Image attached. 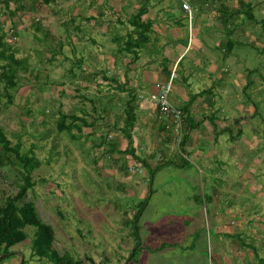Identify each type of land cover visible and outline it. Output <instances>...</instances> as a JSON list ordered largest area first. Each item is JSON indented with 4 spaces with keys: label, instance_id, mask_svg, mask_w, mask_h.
<instances>
[{
    "label": "rangeland",
    "instance_id": "1",
    "mask_svg": "<svg viewBox=\"0 0 264 264\" xmlns=\"http://www.w3.org/2000/svg\"><path fill=\"white\" fill-rule=\"evenodd\" d=\"M141 1L123 0L130 6L121 10V0H38L35 5L24 0L10 3L8 9L0 0V35L6 45L0 46L4 52L0 54V72L7 65L10 51L17 58H26L28 64V72L17 78L10 104L0 78V127L12 144L20 142L22 152L33 150L40 160L32 173L35 183L27 190L26 199L34 203L38 216L53 226L54 246L59 253H68L81 264H259V259L264 258V231L254 230V223L264 224V137L259 136L264 130L262 22L242 33V44L232 53L235 59L231 64H238L237 70L248 79L246 89L241 91L240 85L225 80L227 73H214L216 82L220 75L223 77L222 86L214 91L219 94L222 88V99L217 96L216 100L226 110L225 117L217 116L226 120L217 125L219 142L211 146L215 153L191 163L183 157L184 136L176 135L168 122L157 121L156 131L152 128L149 136L140 135L133 128L136 146L132 156L109 146L113 141L122 147H126L125 141L128 143L120 132L124 121H111L114 112L110 110L117 109L111 104L117 103L111 90L97 85L94 92L81 86L89 81L85 80L87 74L94 77L90 70L104 66L103 54L115 56L117 63H122L124 56L131 59L135 54L118 51L122 41L112 38L102 53L99 45L84 42L81 37L86 34L96 39L95 32H90L94 23L89 21L91 14H97L99 23L100 11L105 12L104 19L119 17L127 23V17L138 10ZM157 1L162 0L149 3L151 16L161 11L153 7ZM165 1L174 7L180 4L179 0ZM251 1L255 4L261 0ZM259 6H254L253 11L257 17H264V2ZM239 9L244 18L243 6L239 5ZM244 22L241 27L249 26L247 19ZM206 27L204 34L214 32L217 36L222 32L221 28L216 29V22L209 29ZM185 30H178V35H184ZM112 32L110 28L109 33ZM122 33L123 29H117L114 36ZM157 35L153 33L141 48V59L163 53L165 45L166 49L172 48L171 37H161L159 43ZM101 36L98 34L99 43L105 41ZM201 56L200 49H193L179 66H190L196 71V67H201L194 60ZM137 62L142 64L140 57ZM220 63L218 59L217 66ZM86 91L87 97L83 94ZM153 93L157 94L158 89L148 97ZM246 102L257 107L253 117L249 107L244 108ZM118 111L115 116L123 118L122 107ZM63 113L84 117L91 126L78 121L79 127L70 132L59 130L56 118ZM232 115L239 119L248 116L244 120L259 133L260 147L249 150L239 138L243 152L233 157L239 146L227 138L232 136L236 141L242 134L245 137L248 126L238 125V118L232 121ZM224 125L226 130L220 132ZM241 128L244 132H239ZM213 136L207 137L208 145L214 144ZM260 157L263 161L257 165L258 170L251 172L255 158ZM19 168L16 164L0 167V204L16 193ZM258 184L262 187L261 196L255 190ZM223 225L231 231H223ZM25 232L27 238L13 245V254L0 264H52L34 253L33 228L27 226Z\"/></svg>",
    "mask_w": 264,
    "mask_h": 264
},
{
    "label": "crops",
    "instance_id": "2",
    "mask_svg": "<svg viewBox=\"0 0 264 264\" xmlns=\"http://www.w3.org/2000/svg\"><path fill=\"white\" fill-rule=\"evenodd\" d=\"M122 1L123 0H121L120 3L123 5V7H120L121 10L127 6H130L128 3H122ZM151 1L152 0H150L149 3ZM187 1L189 2L192 9L190 16L187 12L181 9V3L178 5V7H174V4L167 3L168 1H157L153 7L158 8L161 11L158 12V14H154L153 16L149 15V9L152 6L151 4L148 5V11L142 16V20L145 21L149 19L152 21L153 24L151 36L153 33L159 34L157 35L158 37L160 36V39H158L159 43L161 42V37H171V42H174L172 48L166 49L168 45H165L163 46V53L156 54L154 57L149 56V58L144 57L141 59L142 55L139 53L142 52V49H138V56L135 59H130L129 57L125 58L126 56H124L122 58V63H117L115 56L108 54L106 55L105 52L108 48V40L109 38L113 37V33H115L117 29H123L122 35H126L132 29L128 20L127 23H125L124 19L123 23H119L115 21V18L104 19V17H101V21L99 23L97 21V14H91L89 21L94 23H92L90 32H95L96 39L87 37L86 34H84V36L81 38L84 40V42L89 40L94 45H99V48L101 50L103 49L102 53H105L102 55L104 66L101 68L100 65H98L94 67V70H90V67L89 70L91 72H97L99 68L100 70L104 69L106 77H117L119 82L117 83L121 85V89L118 90V87H116L118 84H115L116 82H110L108 79L103 80L99 74L97 78L95 77V79L89 83V88L96 92L97 90H94V87L97 85L108 87V90H111L114 96L112 99H116L118 104L130 99L131 104L134 106V112L136 113L135 118L137 117V120L135 119L134 130L138 131V134L140 135L149 136L150 130L152 128H154V131H156L157 121L167 122L164 120V118H158L157 108L155 107V104L149 100L148 94L153 92L155 88H157L159 92L168 82H171V89L168 93L169 100L173 105H175V107L180 108L185 114V119H183L181 126V134L184 136L183 148L186 150V156H184L185 154L182 152L183 157L189 159L191 163L195 164V161L201 160L203 158L208 159L210 156H212V154L215 153L211 146L219 142L220 135L219 133L217 134V128L219 126L217 125H220L221 121L222 124H225L226 120L224 118L226 110H224V107H219L216 100L217 96L222 99V88L220 89L219 94H216L214 91L218 89L217 87L220 88L222 86L223 77L218 74L220 75V80L217 78L218 82H216V76H214V73H217V71H220L223 74L227 73L225 80H228L232 85H240L241 91H244L249 83L245 74L240 73V70H237L238 64H231V62H234L235 59V55H232V53H236V48H238L237 45L240 46L242 44L241 36L242 33H247V28L251 27V25H256L257 23H264V17H257L253 11L254 6L260 7L259 5L263 4L264 0H261L259 3L255 2V4H253L254 2L252 3L251 0H245L246 2H250L252 5L254 19L251 21L247 19L249 26L242 27L241 25L245 23V18L242 17L243 13H241V10L239 9L240 4L237 2V0ZM91 3L92 2H90L89 5H92ZM224 8H228L231 11H239L237 14H235L234 18H226L220 15V10ZM165 9L168 11L163 13V10ZM161 12L162 14H160ZM161 15L163 17H161ZM83 18L85 17H82V19ZM213 22L217 23L216 29L218 30L221 28L220 30L222 32L219 33L217 31L219 34L217 36L214 32L204 34V27L207 26L209 29V26L211 27ZM253 22L255 23L253 24ZM116 24H120L121 28H118ZM184 27L186 29L183 31L184 35L179 36L177 33L178 30H181V28ZM76 28L78 29L79 26ZM110 28L114 32L109 33ZM260 28L262 30V27ZM263 32L264 30H262L261 34L264 36ZM98 34H102L101 37L104 38L105 41L103 40L102 43H99L97 40ZM103 43H105V46ZM193 49L196 51L200 49L202 51L201 59L195 58L194 60L198 63V66L201 67L200 69L199 67H196L198 69L196 71H194L190 66H179L183 59L187 57L188 53H190ZM139 57L142 61V64L140 65H138L137 62ZM218 59L221 62L219 66H217ZM203 66L206 68V70L203 68ZM196 72H199L200 74ZM206 79H208L209 83ZM254 91L255 90L252 92ZM111 104L113 105L115 102H112ZM243 105L245 109L246 107H249V112L252 113H249L251 117L256 114L257 107L254 103H252V107H250L247 102ZM110 111L113 110L111 109ZM122 116L124 117V114ZM217 116L224 117H222L223 119H220V117ZM247 117L248 116L246 115L240 117L239 119V117L235 118V116H231L232 121H235L238 118V125L245 123V125L247 124L248 126L245 137H242V134L237 137L238 140L236 141L232 136L227 138L228 142H231L232 138V143H236L235 145L237 147L239 146L235 150L233 157L238 156L239 152H243L242 147H240V143H244L245 147L249 150H256V148L260 147V141L258 139L259 133L254 131L251 125L244 120V118L247 119ZM211 118H213L216 125L214 123V125L211 124ZM113 119L111 118V121H114ZM141 122H144V124L142 125ZM155 125L156 127H154ZM224 128H227V126H221L222 130L220 132L226 130ZM240 131L244 132L243 128H241L239 132ZM214 134L215 137L213 136ZM132 135L134 139L132 146L135 147L136 135ZM208 136H213L214 140L212 141L214 144H207L206 139ZM259 136H262V138L264 137V130L263 135L260 134ZM239 138L243 139L242 142L238 144ZM125 146L127 147L126 141ZM126 147H122V144L121 146L118 145L119 150H124ZM261 158L262 157L255 158L256 165L253 167L251 172L255 173V171L258 170L257 165H260L263 161ZM255 190L259 191L258 196L263 194L261 185H256ZM239 211L242 212L241 210ZM254 225L256 226L254 230L257 229V231H259V228H261L264 231V224L256 225L254 223ZM229 228L230 227L225 225L222 226V230L226 231V233L231 231ZM253 250L255 251L256 248L254 247ZM258 263L264 264V258H260Z\"/></svg>",
    "mask_w": 264,
    "mask_h": 264
},
{
    "label": "trees",
    "instance_id": "3",
    "mask_svg": "<svg viewBox=\"0 0 264 264\" xmlns=\"http://www.w3.org/2000/svg\"><path fill=\"white\" fill-rule=\"evenodd\" d=\"M24 0H2L5 8L8 9L10 3H21ZM32 5L37 4L38 0H30ZM150 0H142L140 6L137 8L138 10L131 14L127 20L132 27L130 32L126 35L114 36L113 33V41L121 42L122 45L118 48V51H129L134 52L135 59L138 56V49H141L150 39L152 32V21L151 20H142V16L145 15L148 11V5ZM237 2L243 6V11L245 13V19L251 21L254 19V14L252 12V5L250 2H246L245 0H237ZM18 8V7H17ZM239 11V10H238ZM238 11H231L228 8H224L220 10V15L226 18H234L235 14ZM9 13H12L10 11ZM100 18L106 17L105 12L100 11ZM110 19V18H109ZM115 21L119 23H123V19L117 17ZM39 24V23H38ZM120 25V24H118ZM35 25V28H39ZM262 29L264 30V23L262 22ZM2 36L0 35V46L1 48H5L6 45L2 41ZM3 50L0 51V54H3ZM8 62L7 65L2 66V71L0 72V78L5 83L3 93L7 99V103L10 104L13 100V94L11 92L14 91V88L18 85L17 78L23 72H28V64L26 58H17L14 54V51L8 52L6 56ZM91 73V72H90ZM94 77H90L89 74L86 75L85 80L87 81L85 85L81 86L83 89H89V83L92 82L95 77L97 78L100 74L101 79L109 80L110 82H116L118 84L117 77L110 76L109 78L105 76V70L101 69L97 72H92ZM94 78V79H93ZM118 82V83H117ZM97 85V84H96ZM100 85V84H99ZM78 87V88H81ZM118 90H120L121 85L118 84ZM80 92V91H79ZM85 97H87L88 92H83ZM89 100V99H88ZM117 107V109L110 111L114 112V122L124 121L120 128V132L122 136L126 138L128 141L127 147L124 150H119L124 154H131L132 156L135 154L133 144V135L132 131L135 126V112L134 106L131 104V100L128 99L125 102H120V104H113ZM122 107V114H124L123 118L119 116H115L119 114L120 108ZM186 109V108H185ZM102 111H104L102 109ZM158 112V111H157ZM159 114V113H158ZM184 114V112H183ZM70 120L66 123L67 120ZM162 119V118H160ZM183 119H185V114ZM57 128L59 130L66 129L67 131H72L73 128L79 127L77 122H83L84 126H91L85 122L84 117H79L73 114H61L56 118ZM45 123V120H43ZM111 149L115 147L118 148L115 141L113 144L109 145ZM183 152V151H182ZM184 153V152H183ZM9 164H16L18 167L20 181L18 182L17 191L14 195L5 197L2 204H0V263L6 260L7 257L13 254L11 251V247L15 244H18L24 241L27 238V233L25 232V228L27 226L33 228L32 234V248L34 253L40 257L45 258L52 264H81L82 261L74 260L70 255L66 252L60 254L57 248L54 246L55 242V231L52 225L44 222L36 211L35 205L33 202L26 199L27 190L34 186V179H32V173L34 170L40 165V160L37 158L36 154L33 150H29L28 152L21 151V144L17 142L15 144L11 143V140L4 133L3 129L0 127V167L7 166ZM144 165L148 167V164L144 162ZM156 168L151 169L153 172ZM153 174V173H152ZM151 174V175H152ZM143 204V203H142ZM140 209H138L132 218V228H134L135 220L139 215ZM136 228V227H135ZM134 236L137 237V230L134 229ZM168 244V243H163ZM138 242H136V246ZM163 246V245H162ZM168 246V245H167ZM136 248L130 254V258L134 256ZM24 264V261L21 262Z\"/></svg>",
    "mask_w": 264,
    "mask_h": 264
},
{
    "label": "built area",
    "instance_id": "4",
    "mask_svg": "<svg viewBox=\"0 0 264 264\" xmlns=\"http://www.w3.org/2000/svg\"><path fill=\"white\" fill-rule=\"evenodd\" d=\"M181 9L191 15V6L187 0H179ZM171 89V82H168L157 94H152L149 100L155 104L160 118L167 119V122L174 126V133L181 134V126L183 123V111L173 106L168 98Z\"/></svg>",
    "mask_w": 264,
    "mask_h": 264
}]
</instances>
